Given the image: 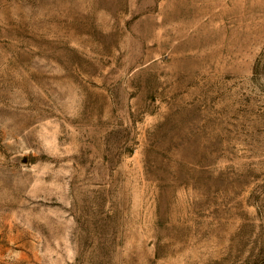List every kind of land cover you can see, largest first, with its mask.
<instances>
[{"label": "rangeland", "instance_id": "1", "mask_svg": "<svg viewBox=\"0 0 264 264\" xmlns=\"http://www.w3.org/2000/svg\"><path fill=\"white\" fill-rule=\"evenodd\" d=\"M0 264H264V0H0Z\"/></svg>", "mask_w": 264, "mask_h": 264}]
</instances>
